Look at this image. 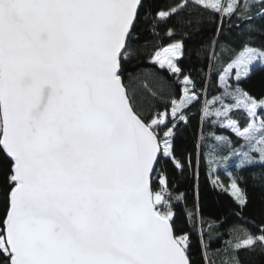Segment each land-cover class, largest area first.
<instances>
[{"label":"snow or ice","instance_id":"snow-or-ice-1","mask_svg":"<svg viewBox=\"0 0 264 264\" xmlns=\"http://www.w3.org/2000/svg\"><path fill=\"white\" fill-rule=\"evenodd\" d=\"M183 58L222 91L201 103ZM193 119L189 151L178 141ZM202 162L240 212L247 173L264 211V0H0V264H214L213 252L242 264L241 251L264 252V223L205 222Z\"/></svg>","mask_w":264,"mask_h":264},{"label":"trees","instance_id":"trees-1","mask_svg":"<svg viewBox=\"0 0 264 264\" xmlns=\"http://www.w3.org/2000/svg\"><path fill=\"white\" fill-rule=\"evenodd\" d=\"M180 2V0H155V3L159 8L167 9L170 6H173L174 4ZM164 25L160 26L161 30V39L159 41L160 46H166L170 44L172 41L168 39L166 36L163 35V29ZM210 27V26H209ZM204 37L207 38L211 36V32H205ZM179 38V36H177ZM155 51V49L150 48V52ZM189 55H191V45H189ZM145 60H147V57H145ZM200 61L196 60L195 58H183L181 62V67L185 69L186 72L191 71L193 75V79L197 82V90L201 93V103H202V96L205 98L209 97L211 93H213L214 86L216 84L217 78L215 75L211 77V79L208 82L207 89H203L202 85L204 84V81L201 79V76L206 73V69L203 71L199 68ZM162 76L167 77L166 72L161 73ZM171 79V78H169ZM179 85L175 84V93L178 96L179 95ZM200 105H197L196 109H193V113L199 114L198 109ZM234 118H239V116H236ZM240 122L243 124V119L240 120ZM198 125L199 120L193 119L191 122V125L184 131L182 135V139L178 141V143L182 144L183 147H186L189 151L193 150L194 142L199 134L198 131ZM205 133L215 131L216 135H225V136H231L233 137V134L229 131L221 128H215L212 131H207V129H204ZM215 140L211 137L207 138L204 141V147L201 149L202 153H207L209 151L208 145L214 144ZM229 170H232L231 168ZM195 171V169L193 170ZM207 163L202 162L199 167L200 172V185L202 189V197L200 201V212L205 220L207 222L209 219H218L221 216H224L227 218V223L224 225V228H227L229 225H236L242 228H247L251 232L256 233L257 228L259 225L264 223V211L261 210L260 205L262 201V194L260 192V189L258 187H255L253 184L252 179H250L247 175V173H239L243 176V180L240 183V187L246 188L248 191V195L250 197L251 203L249 206L244 209L242 212L236 207V204L233 200V198L225 193L223 190L215 191L213 192L211 190L210 185L207 184ZM238 174V173H234ZM220 180L224 182L225 185L229 183V177L227 176L225 171H221L219 173ZM181 190H187V207L191 209L193 212H195V200L192 195V190L189 188L187 184L183 186ZM209 193L211 195L209 196ZM178 212H180V219L181 221L184 220V214L180 210V208L177 209ZM240 213V215H236V213ZM206 226V225H205ZM200 227V225H197L193 223L191 226V238H192V244H193V251H197L198 246V237H197V229ZM223 231V229H221ZM224 240L229 239V236L225 234L223 236ZM221 247V243L217 241H213L212 249H217ZM240 260L242 264H264V252H261L260 250H256L255 252H245L241 251L239 253ZM210 259L214 262V264H225V256L223 254H216V253H210Z\"/></svg>","mask_w":264,"mask_h":264},{"label":"rangeland","instance_id":"rangeland-1","mask_svg":"<svg viewBox=\"0 0 264 264\" xmlns=\"http://www.w3.org/2000/svg\"><path fill=\"white\" fill-rule=\"evenodd\" d=\"M219 91H222V86H221V87L219 88V90H218L217 81H216V84H215L214 89H213V93H211V94L209 95V97H207V98H205L204 96H202V103H203V101H204L205 99H211L213 96L218 95V94H219ZM217 127L220 128L219 126H216L215 128H217ZM215 128H212L211 125H209V126L206 127L207 131H212V130H214ZM221 129H222V128H221ZM225 130H226V129H225ZM227 131H228V130H227ZM229 132H230V131H229ZM230 133H231V132H230ZM229 137H231V136H229ZM231 138H232L234 144H238V143H239L234 135H233V137H231ZM221 154H227V152L225 151V152H223V153H221Z\"/></svg>","mask_w":264,"mask_h":264}]
</instances>
